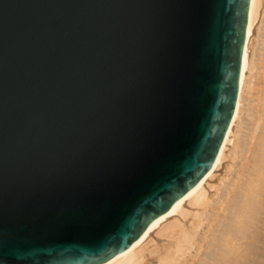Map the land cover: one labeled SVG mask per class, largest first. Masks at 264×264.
<instances>
[{"label":"water","instance_id":"1","mask_svg":"<svg viewBox=\"0 0 264 264\" xmlns=\"http://www.w3.org/2000/svg\"><path fill=\"white\" fill-rule=\"evenodd\" d=\"M249 0H0V264H97L210 168Z\"/></svg>","mask_w":264,"mask_h":264},{"label":"bare ground","instance_id":"2","mask_svg":"<svg viewBox=\"0 0 264 264\" xmlns=\"http://www.w3.org/2000/svg\"><path fill=\"white\" fill-rule=\"evenodd\" d=\"M263 1L248 2L234 109L210 168L187 190L182 200L174 201L162 217L156 216L128 248L97 264H150V261L153 264H253L255 261L256 251L262 249L256 241L260 242L264 234L263 231L261 235L258 232L264 230V51H261L262 54L257 52L258 56L261 54L258 61L262 63L261 79L255 83L258 103L251 107L247 102L252 96L247 98L246 89L253 84L248 78L255 68L253 60L256 58L250 60L247 51L252 26ZM229 143V154H233L231 159L236 160L234 164L231 163L233 169L229 168L232 173L228 176L229 181L223 182L226 183L223 188H217L220 191L210 196L204 183L213 177ZM185 201L197 209L195 214L193 212L195 221H191V226L184 228V224L178 220L163 223L173 213L183 214ZM157 227V233L169 240L168 246L165 251L162 246L164 253L158 256L154 255L155 248L152 251L148 248L150 259L148 257L147 260L142 253L145 248L143 241ZM191 249L194 250L192 255L188 254Z\"/></svg>","mask_w":264,"mask_h":264},{"label":"rangeland","instance_id":"3","mask_svg":"<svg viewBox=\"0 0 264 264\" xmlns=\"http://www.w3.org/2000/svg\"><path fill=\"white\" fill-rule=\"evenodd\" d=\"M264 1H263V3H262V8H260V10H259V13L257 14V16H256V19H255V21H254V24H253V26H252V35H251V37H250V42H249V47H248V51H247V53H248V57H249V59L251 58V59H254V58H258V60H256V59H254L253 60V68H254V70L252 69V71H251V74H250V76H249V78L248 79H250V80H252L251 81V83H253L252 85H251V87L248 89H246L247 90V92H245V93H247L248 95H246L247 96V98H248V96L249 97H251L252 96V98H250L249 100V102H247L248 103V105H250V107L251 106H254V105H256L257 103H258V90L256 89V84L255 83H258L259 81H260V79H261V69H262V63H260V62H258V61H260V58H261V54H262V52L264 51V39H262V38H264V21L262 20V19H264V14H262L263 13V11L262 10H264ZM260 21H262L261 23H260ZM262 28H261V27ZM257 27V28H256ZM263 29V30H262ZM261 30V31H260ZM262 31H263V33H262ZM259 32V33H258ZM261 34V35H260ZM263 35V36H262ZM259 41V42H258ZM261 41V42H260ZM258 44V45H257ZM254 45V46H253ZM262 49V50H261ZM255 51H256V53L258 52V53H261V54H259L260 56H258V53L257 54H255ZM262 51V52H261ZM254 54V55H253ZM251 55H253V56H251ZM255 56H258V57H255ZM250 59V60H251ZM258 65H260L259 67H257ZM253 75V76H252ZM251 77V78H250ZM254 92V93H253ZM252 93H253V95H252ZM257 93V94H256ZM246 102H244V105H246ZM248 105H246V107L247 108H249L248 107ZM245 113V112H244ZM243 113V114H244ZM244 118H245V121H248V120H246V119H248L246 116H244ZM239 139H241L240 138V136L238 137ZM229 147H231V143H229L228 145H227V147L225 148V152H224V158L221 160V162H220V165L215 169V171L213 172V177H211V178H209V179H207L206 180V182L204 183V186L206 187V190H207V193H208V195H210V196H212V195H214L215 193H217L218 192V190L221 188H223V185H225L223 182H226V181H229V175H231V173H232V170H230L229 168H231V169H233L232 167H231V163H235V161L236 160H233V159H231L232 158V155H231V153L229 154ZM236 150H237V148H236ZM231 155V156H230ZM231 159V160H230ZM228 166V168H226ZM229 170V172H227V170ZM231 171V172H230ZM226 174H228L227 176H226ZM224 176V177H223ZM231 177V176H230ZM207 184H209V185H207ZM222 184V185H221ZM213 185V186H212ZM210 186H212V187H210ZM219 186H221V187H219ZM215 187H216V189H215ZM217 188H219V189H217ZM220 191V190H219ZM183 209H185L184 210V213L183 214H179V213H173L172 215H170L167 219H166V221H164L163 223H165V222H172L173 220L174 221H180V223H182V224H184V228L185 227H187L188 225H190L191 226V223L192 222H194L195 221V217H194V214H195V211H197V209L195 208V206H191L188 202H183ZM189 211V212H188ZM182 212H183V210H182ZM181 212V213H182ZM193 212H194V214H193ZM192 213V214H191ZM182 216H184V218L182 217ZM193 217V218H192ZM176 218V219H175ZM192 221V222H191ZM187 222H189L190 224H186ZM158 229H159V227H157V228H154L153 230H151L150 231V233H149V235H148V237L143 241L144 243H145V248L143 249V251H142V253H143V255L144 256H146L145 258L147 259L148 257H149V251L151 250L152 251V248H155L154 250H155V254L154 255H156V256H158V255H160V254H162V253H164V251L166 250V248H167V246H168V239L166 238V237H164V236H162V235H160L159 233H157V232H159L158 231ZM200 230H198V232H199ZM202 231V230H201ZM261 231H263V233H264V230L262 229V230H260V231H258V232H260L259 234L261 235L262 234V232ZM258 234V235H259ZM264 234H263V236H262V239L260 240V242H259V240H258V242L256 241V243H257V245H258V247H260V248H262V249H260V251L258 250V251H256L257 253H256V256H255V261L253 262V264H264V243L263 242H261V241H264ZM141 243V244H144V243ZM167 244V245H166ZM261 244V245H260ZM165 245V246H164ZM162 246H163V249H164V251H162L163 249H162ZM165 247V248H164ZM148 248H150V250L148 249ZM148 249V250H147ZM162 249V250H161ZM258 249V248H257ZM147 250V251H146ZM154 250H153V252H154ZM145 251V252H144ZM148 252V253H147ZM159 252V253H158ZM192 253L194 254V250L193 249H191L189 252H188V254H190V255H192ZM147 254V255H146ZM188 254H187V256H188ZM148 259H150V257L148 258ZM147 259V260H148ZM254 260V259H253ZM261 260V261H260ZM252 261V260H251ZM150 264H153V261H150Z\"/></svg>","mask_w":264,"mask_h":264}]
</instances>
